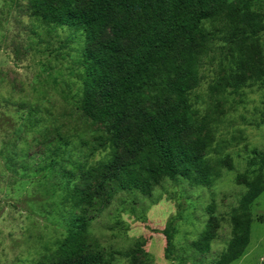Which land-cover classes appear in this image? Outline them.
<instances>
[{"label":"rangeland","instance_id":"obj_1","mask_svg":"<svg viewBox=\"0 0 264 264\" xmlns=\"http://www.w3.org/2000/svg\"><path fill=\"white\" fill-rule=\"evenodd\" d=\"M251 1L264 12V0ZM222 44L217 34L213 45L200 41L196 48L200 80L190 91L195 122L183 140L197 142L210 160L217 152L226 156L227 166L209 187L177 178L164 179L149 195L118 192L88 227L105 251L119 253L113 264H211L231 237L248 160L264 153V33L242 63L219 49ZM82 49L80 34L43 23L30 0H0V264H52L50 255L66 234L72 201L62 196L65 178L44 167L50 142L59 137L68 143V168L84 166L90 196L112 170L110 157H123L121 143L115 152L96 146L105 127L75 108ZM249 210V243L230 264H264V189ZM178 213L174 254L166 259L159 231ZM205 229L213 238L201 253L192 242ZM131 247L138 251L121 254Z\"/></svg>","mask_w":264,"mask_h":264},{"label":"trees","instance_id":"obj_2","mask_svg":"<svg viewBox=\"0 0 264 264\" xmlns=\"http://www.w3.org/2000/svg\"><path fill=\"white\" fill-rule=\"evenodd\" d=\"M30 7L43 23L80 34L75 108L105 127L96 146L115 152L121 143L124 152L119 160L110 157L112 170L90 196L84 166L68 168V143L59 137L49 143L44 167L65 178L62 196L72 201L66 234L50 259L52 264H113L119 253L105 251L88 227L118 192L149 195L164 179L177 178L209 187L227 166L226 156L217 152L210 160L197 142L183 140L195 122L190 91L200 80L196 48L200 41L213 45L219 34L223 44L218 48L236 54L242 63L264 33V12L255 10L251 0H30ZM126 39L130 43L125 46ZM150 86L154 88L147 94ZM259 155L248 160L245 192L231 213V237L211 264L234 262L249 243V209L264 189V153ZM180 219L179 213L170 216L159 231L166 259L173 257ZM212 238V231L205 229L192 245L208 252ZM137 251L131 247L121 254L129 257Z\"/></svg>","mask_w":264,"mask_h":264}]
</instances>
